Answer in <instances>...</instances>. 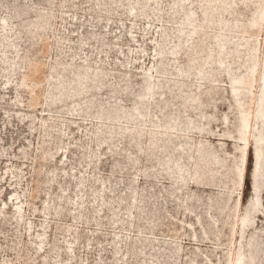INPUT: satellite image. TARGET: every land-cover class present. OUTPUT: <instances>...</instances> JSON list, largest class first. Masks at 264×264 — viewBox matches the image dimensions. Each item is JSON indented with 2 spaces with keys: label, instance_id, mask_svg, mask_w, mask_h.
<instances>
[{
  "label": "rangeland",
  "instance_id": "rangeland-1",
  "mask_svg": "<svg viewBox=\"0 0 264 264\" xmlns=\"http://www.w3.org/2000/svg\"><path fill=\"white\" fill-rule=\"evenodd\" d=\"M261 1L0 0V264H264Z\"/></svg>",
  "mask_w": 264,
  "mask_h": 264
},
{
  "label": "bare ground",
  "instance_id": "bare-ground-1",
  "mask_svg": "<svg viewBox=\"0 0 264 264\" xmlns=\"http://www.w3.org/2000/svg\"><path fill=\"white\" fill-rule=\"evenodd\" d=\"M186 1V0H185ZM258 3H259V9H260V7H261V5H262V1L261 0H258ZM192 15V13H186L185 15H184V17H183V25H191V23H192V19H191V16ZM260 18H261V11L259 10V11H257L255 14H254V16L252 17V19L249 21V24H248V26L249 27H258L259 26V24H260ZM3 22V21H2ZM6 23V22H5ZM4 23V24H5ZM224 24V26L226 25V23H223ZM1 25H2V23H1ZM185 27H187V26H185ZM190 28V27H189ZM243 28H244V26H243ZM7 29H9V28H7ZM3 30H4V28H3ZM7 31V30H6ZM182 33H183V31H182ZM192 33V32H191ZM4 34V33H3ZM190 37V36H189ZM11 39V38H10ZM1 41L2 42H6L7 43V41H8V39H7V41H6V36H4V37H2V39H1ZM225 42H226V40H220V43H219V47L221 48V49H223L222 47L224 46V44H225ZM8 46H10V47H14V45L11 43V44H9V42L7 43V47ZM220 53H221V51H220ZM223 53V52H222ZM221 53V54H222ZM221 58V57H220ZM222 59V58H221ZM220 64H222V61L221 62H219ZM219 64V65H220ZM221 66V65H220ZM254 66L252 65V63L251 64H248L247 65V68H246V71H245V73L243 74V75H240V76H231L230 75V84H231V97L234 99V101L236 102V106H237V108H238V110H239V120H240V133L241 134H244L245 132H246V129H247V126H249L248 125V120H247V118L249 117H247V112H245L244 111V109H242L243 108V105H242V103H241V101H240V99H241V97H240V99L237 97L238 96V94H234V93H236V91H238L239 92V85H244L245 87H248V86H250L251 85V82H252V79H253V77H252V74H253V71H254ZM23 82V81H22ZM156 86H158L157 84H155V83H153V82H151L150 81V78L149 77H147V78H145V85H143V94H142V96L143 97H145V98H147L148 97V99L149 98H151L152 96H153V94H154V90L156 89ZM236 90V91H235ZM240 96V95H239ZM242 96V95H241ZM261 100L263 101L262 103H264V92L262 93V95H261ZM140 109H138V107L137 106H135L133 109H132V114L134 115V116H139L140 115V111H139ZM140 117V116H139ZM237 131H239V130H237ZM248 132V131H247ZM263 138L264 137H259V141H261V142H264V140H263ZM263 145H262V147L263 148H259L258 149V152H260L259 154H258V156L261 154V155H263L264 154V143H262ZM261 147V146H260ZM258 156H257V154H256V157H255V166H254V162H253V164H252V168H251V181H252V173H253V169L255 168V171L257 170V167H258ZM242 157V156H241ZM264 158V157H263ZM217 160V159H216ZM253 161H254V158H253ZM216 162V161H215ZM171 163V161L169 160L168 161V163H167V165H169ZM217 163V162H216ZM243 166H244V164H243ZM240 167V166H239ZM240 169V168H239ZM170 170H173V172H174V174H176V176H177V178L178 179H180V180H183L182 178H183V176H182V174L184 173V171H183V167L182 166H180L179 164H177V163H175V162H172V166L170 167ZM255 171H254V173H255ZM239 174V173H238ZM240 176H242L241 175V170H240V174H239ZM243 177H244V172H243V176H242V179H243ZM240 179H241V177H240ZM253 192V191H252ZM249 257V256H248ZM243 259H242V255H240V256H238V258H237V260H236V264H243ZM249 264H252L253 263V257H251L250 259H249ZM258 263V262H257ZM260 263V262H259ZM258 263V264H259Z\"/></svg>",
  "mask_w": 264,
  "mask_h": 264
},
{
  "label": "trees",
  "instance_id": "trees-1",
  "mask_svg": "<svg viewBox=\"0 0 264 264\" xmlns=\"http://www.w3.org/2000/svg\"><path fill=\"white\" fill-rule=\"evenodd\" d=\"M246 164H247V162H246Z\"/></svg>",
  "mask_w": 264,
  "mask_h": 264
}]
</instances>
